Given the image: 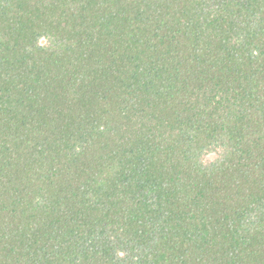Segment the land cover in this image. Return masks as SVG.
I'll use <instances>...</instances> for the list:
<instances>
[{
    "label": "trees",
    "instance_id": "16d2710c",
    "mask_svg": "<svg viewBox=\"0 0 264 264\" xmlns=\"http://www.w3.org/2000/svg\"><path fill=\"white\" fill-rule=\"evenodd\" d=\"M0 264H264V0H0Z\"/></svg>",
    "mask_w": 264,
    "mask_h": 264
},
{
    "label": "rangeland",
    "instance_id": "374dc122",
    "mask_svg": "<svg viewBox=\"0 0 264 264\" xmlns=\"http://www.w3.org/2000/svg\"><path fill=\"white\" fill-rule=\"evenodd\" d=\"M212 156H210V158H211Z\"/></svg>",
    "mask_w": 264,
    "mask_h": 264
}]
</instances>
